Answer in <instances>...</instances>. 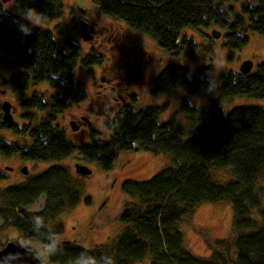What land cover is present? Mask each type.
I'll return each instance as SVG.
<instances>
[{
	"label": "trees",
	"instance_id": "obj_1",
	"mask_svg": "<svg viewBox=\"0 0 264 264\" xmlns=\"http://www.w3.org/2000/svg\"><path fill=\"white\" fill-rule=\"evenodd\" d=\"M93 1L102 15L151 35L173 57L198 56L194 40L180 36L185 27L215 25L225 32L226 45L237 49L248 44V32L264 35V0H257L256 6L241 0L240 11L232 5L226 7L228 0ZM14 6L18 13L34 7L46 13L44 21L64 14L63 0H15ZM14 19H21L20 15L8 10L0 14V63L13 72L2 79L3 83L26 110V122L15 123L13 129L26 137L22 143L0 137L1 153L47 161L63 159L77 150L80 159L96 161L102 169L110 170L121 150H142L166 154L171 164L146 180L122 182V192L132 199L114 221L125 226L116 237L97 246L82 248L58 237L65 232V225L56 220L57 216L84 199L91 203L79 179L61 164L51 165L21 183L0 186L2 225L38 240L45 249L54 245L49 264H74L82 251L85 255L80 264H92L93 260L109 264L110 258L115 264H134L148 258L150 264H264V185L259 183L264 178V108L240 106L226 113L221 105L223 99L240 95L264 98V61L249 73H221L217 90L203 68L191 72L184 65L168 64L155 76L152 92L170 93L182 88L205 94V105H190L184 98L170 118L161 122L159 114L166 105L136 109L133 103H126L105 122L110 130L108 140L74 141L68 138L61 117L72 104L89 97L76 69L101 64L104 58L93 51L82 57L79 43L68 39L64 46L43 28H33L31 35L24 36ZM31 82H47L52 90L50 98L37 90L26 96ZM80 159L76 173L87 175L80 170L84 165ZM228 168L232 179L216 178V171ZM4 177L0 172V180ZM42 195L43 207L28 209ZM219 201H227L233 208L234 237H209L210 255H196L185 245L180 222L198 205ZM254 209L259 219L253 216Z\"/></svg>",
	"mask_w": 264,
	"mask_h": 264
},
{
	"label": "rangeland",
	"instance_id": "obj_2",
	"mask_svg": "<svg viewBox=\"0 0 264 264\" xmlns=\"http://www.w3.org/2000/svg\"><path fill=\"white\" fill-rule=\"evenodd\" d=\"M14 1H1V3L4 7H10L8 11L19 14L14 6ZM63 1V16L53 21H44L42 28L50 30L64 46H67L68 39L79 43L82 57L93 51L102 54L104 58L101 64L86 68L78 66L76 69L77 78L84 85L89 97L82 103L72 104L61 117L70 140L83 142H91L93 139L108 140L110 130L106 127L105 122L126 103H133L136 109L166 105L165 110L159 114L161 122L170 118L184 98L189 102L191 100L193 105H205L208 102V97L205 94L191 93L182 88L170 93L152 92L155 76L162 67L168 64L184 65L191 72L203 68L204 75L212 80L214 90H217L221 73L239 72L240 64L247 59L253 61L252 69L255 71L257 64L264 61V35L248 32V44L237 49L226 45L225 32L215 25L197 28L185 27L180 31V36L185 35L194 40L197 44L198 56L196 59L183 56L173 57L163 51L151 35L131 28L122 20L102 15L93 0ZM241 3V0H228L226 7L232 5L237 11H240ZM250 3L252 6H256L257 0H250ZM80 20L87 21L90 26L95 28L92 39L84 40L81 37ZM214 29L221 32L219 37L212 35ZM116 32L122 35L120 40L114 36ZM143 53L145 57L141 59ZM221 61L225 67L218 73L215 71V66ZM138 65L141 67V72L136 74L137 80H135L131 75L135 73ZM12 73L4 63H0V120L3 115L1 105L3 101H8L12 105L11 112L15 123L21 125L26 122L23 117L26 110L19 97L10 92L2 81ZM34 90L45 94L48 99L52 94L47 82L38 85L31 82L26 96H29ZM221 105L226 113L240 106L264 108V98L240 95L223 99ZM85 113L88 114L89 119L85 126L86 132L76 133L71 127V121H76L79 115ZM13 128L6 125L0 126V137L9 142L22 143L26 136L16 133ZM80 158L77 150L63 159L47 161L26 160L17 153L5 155L0 152V172L5 174V177L0 180V186L21 183L54 164L68 167L74 177L79 179L85 196L91 197V203L88 204L84 199L74 208L63 211L57 216L56 220L65 225V232L58 237L60 240L75 242L86 247H94L107 242L123 230L124 223L114 221V218L121 213L123 205L132 199L122 192L123 181L146 180L163 167L171 164L170 158L166 154H151L142 150H121L118 153L115 166L110 170L102 169L96 161ZM79 159L92 170L91 174L78 175L76 173V162ZM24 167H27V173L23 172ZM215 176L221 178L219 179L221 181L233 178L230 168L216 171ZM259 183L264 185V178ZM44 202L45 195H42L28 209L39 210L43 207ZM253 216L259 219L257 209H254ZM2 223L0 219V244L4 245L13 238H20L37 255L45 249L38 240L23 237L14 227L4 226ZM180 228L184 233L186 247L196 255L208 256L211 250L207 245V238L234 237L233 208L227 201L200 204L194 209L191 216L180 222ZM40 258L45 260L43 257ZM134 264H150L149 258Z\"/></svg>",
	"mask_w": 264,
	"mask_h": 264
},
{
	"label": "water",
	"instance_id": "obj_3",
	"mask_svg": "<svg viewBox=\"0 0 264 264\" xmlns=\"http://www.w3.org/2000/svg\"><path fill=\"white\" fill-rule=\"evenodd\" d=\"M3 2H7L9 0H0ZM79 32L81 37L84 40H90L93 37V29L90 27V24L85 20H80L79 22ZM221 32L219 30L214 29L212 31V35L214 37H219ZM253 61L250 59L244 60L240 64V71L243 73H249L253 68ZM3 115L1 123L6 125L7 127H13L15 124L13 114L11 112L12 105L8 101H3L1 105ZM71 127L73 130L78 129L77 123L73 120L71 121ZM80 170L85 174L89 175L92 173V170L85 165L80 167ZM23 172L27 173V167L23 168ZM12 241V240H11ZM7 242L0 249V262L2 264H42V259L36 254L35 251H28L23 245L20 243L13 241ZM20 253L19 256H13L10 254Z\"/></svg>",
	"mask_w": 264,
	"mask_h": 264
},
{
	"label": "clouds",
	"instance_id": "obj_4",
	"mask_svg": "<svg viewBox=\"0 0 264 264\" xmlns=\"http://www.w3.org/2000/svg\"><path fill=\"white\" fill-rule=\"evenodd\" d=\"M9 8L10 7H4V6L0 7V14H3L4 12H6ZM19 15H20L21 19H19V20L14 19L13 23H15L18 26V31L24 36L31 35L32 29L35 27L42 28L43 22L47 17L46 13L40 12L34 7H25L22 12H19ZM224 67L225 66L223 64V61H221L215 66V71L219 73L221 70L224 69ZM206 74H208V73L206 72ZM189 78H191V76ZM190 105H193L191 103V100H190ZM13 241L20 243L28 251H32V249L27 244H25L23 239L13 238V240L11 242H13ZM83 247L84 246H82V248ZM54 250H55V246L49 245L46 249L41 250L38 253V256L45 258V260L47 261V264H49L50 258L54 254ZM10 255L19 256L20 253H13ZM84 255H85V252L82 251L80 253V255L75 259L74 264H80V258L83 257ZM92 264H96L95 260L92 261ZM109 264H115V261L113 258H110Z\"/></svg>",
	"mask_w": 264,
	"mask_h": 264
},
{
	"label": "flooded vegetation",
	"instance_id": "obj_5",
	"mask_svg": "<svg viewBox=\"0 0 264 264\" xmlns=\"http://www.w3.org/2000/svg\"><path fill=\"white\" fill-rule=\"evenodd\" d=\"M92 29H93V35H94V31H95V28L94 27H92V26H90ZM114 36H116V38L118 39V40H120L121 39V34L120 33H118L117 34V32H116V35H114ZM141 59H144V53L143 54H141ZM142 64V63H141ZM140 73L141 72V67L138 65L137 67H136V70H135V73H133L131 76L135 79V80H137V78H136V74L137 73ZM87 113V112H86ZM82 114V115H79V117L76 119V123H77V125L79 126V129H77V130H75V132L76 133H80V134H83L84 132H86V128H85V126H86V124H87V122H89V119H88V114Z\"/></svg>",
	"mask_w": 264,
	"mask_h": 264
}]
</instances>
